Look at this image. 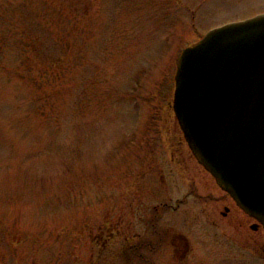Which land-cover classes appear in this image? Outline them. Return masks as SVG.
I'll use <instances>...</instances> for the list:
<instances>
[{"label": "rangeland", "instance_id": "obj_1", "mask_svg": "<svg viewBox=\"0 0 264 264\" xmlns=\"http://www.w3.org/2000/svg\"><path fill=\"white\" fill-rule=\"evenodd\" d=\"M262 12L0 0V264H264L263 229L197 163L171 107L181 50Z\"/></svg>", "mask_w": 264, "mask_h": 264}, {"label": "water", "instance_id": "obj_2", "mask_svg": "<svg viewBox=\"0 0 264 264\" xmlns=\"http://www.w3.org/2000/svg\"><path fill=\"white\" fill-rule=\"evenodd\" d=\"M173 79L172 110L191 154L264 230V12L184 47Z\"/></svg>", "mask_w": 264, "mask_h": 264}, {"label": "flooded vegetation", "instance_id": "obj_3", "mask_svg": "<svg viewBox=\"0 0 264 264\" xmlns=\"http://www.w3.org/2000/svg\"><path fill=\"white\" fill-rule=\"evenodd\" d=\"M224 210H227V208H225ZM246 215V214H245ZM246 216H248V215H246ZM249 218H251V217H249L248 216V219ZM253 219V218H252ZM254 220V219H253ZM249 228L251 229V230H257V229H263L262 227H261V225L259 224V223H257L255 220L252 222V224L249 226ZM264 231V230H263ZM158 239H161L160 237H158ZM159 244V243H158Z\"/></svg>", "mask_w": 264, "mask_h": 264}]
</instances>
